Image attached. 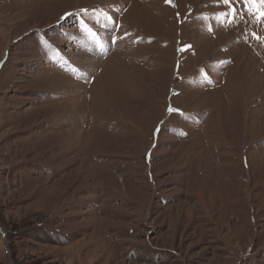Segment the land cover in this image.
<instances>
[{
    "label": "rangeland",
    "instance_id": "1",
    "mask_svg": "<svg viewBox=\"0 0 264 264\" xmlns=\"http://www.w3.org/2000/svg\"><path fill=\"white\" fill-rule=\"evenodd\" d=\"M0 264H264V0H0Z\"/></svg>",
    "mask_w": 264,
    "mask_h": 264
}]
</instances>
